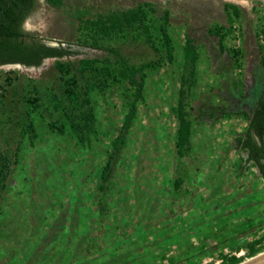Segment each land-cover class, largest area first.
<instances>
[{
    "label": "rangeland",
    "instance_id": "374dc122",
    "mask_svg": "<svg viewBox=\"0 0 264 264\" xmlns=\"http://www.w3.org/2000/svg\"><path fill=\"white\" fill-rule=\"evenodd\" d=\"M233 1L62 0L61 6H52L38 0L24 29L74 54L60 61L62 67L55 59L37 68L0 66V155L11 160L0 201L5 235L0 240L5 254L0 264L15 249L31 248V241L48 246L56 231L66 233L64 264H218L222 255L245 257V250L236 248L264 234V180L254 168L237 177L239 157L245 154L234 149L233 139L244 131L246 121L234 113H250L264 89V50L259 43L264 0H236L240 5ZM147 3L158 18L168 11L167 20L160 22L176 45L175 66L164 64L149 72L147 103L139 108L115 174L108 216L100 224L93 212L96 173L106 160L102 148L109 146L121 125L120 88L107 93V104L98 103L102 134L93 156L79 154L72 139H53L47 123L62 119L61 110L69 106L65 91L70 78L85 81L81 61L111 57L101 48L117 49L133 65L155 58L140 31L105 36L86 23ZM227 3L239 7L237 17L224 8ZM186 35L199 54L186 99L195 152L182 166L192 172L184 175L182 189L191 192L169 208L170 182L176 178L177 120L171 108L176 105ZM219 35H224L221 43ZM30 121L41 135L33 145L25 135ZM18 150L16 166L12 161ZM71 192H76L74 203L68 200ZM86 210L92 212L84 225ZM49 211L54 217L44 226L41 222ZM28 235L35 237L28 240ZM118 239L126 245L117 247ZM35 256L31 262L37 264Z\"/></svg>",
    "mask_w": 264,
    "mask_h": 264
},
{
    "label": "trees",
    "instance_id": "16d2710c",
    "mask_svg": "<svg viewBox=\"0 0 264 264\" xmlns=\"http://www.w3.org/2000/svg\"><path fill=\"white\" fill-rule=\"evenodd\" d=\"M45 2L52 6L62 5V0H45ZM37 5L38 0H0V66L19 64L24 67L37 68L45 60L55 59L57 66L62 67L60 61L74 54L69 48L47 45L40 36L24 29L26 20L33 15ZM224 8L230 9L234 17H237L240 13L239 7L235 4L227 3ZM155 13L156 9L153 5L147 3L122 10H113L100 15L95 20L86 22L90 25V28H95L105 36L112 33H123L125 30L140 31L139 33L143 34L147 41L151 43L156 56L152 60L133 65L117 49L101 48L108 52L111 57L81 61L80 69L86 73L85 81L81 83L75 76L70 78L71 84L65 91L70 103L69 106L66 107V110H61L62 119L47 123V129L53 139L66 138L67 142L72 139L79 154L93 156L98 152L97 142L102 134L100 132L102 126L98 117V103L107 104V93L114 88H120L119 98L122 102L121 125L109 146L102 148L106 160L96 173L98 183L93 195L95 210L93 212L100 224L108 216L109 200L114 196L115 174L124 150L128 146L130 132L138 120L139 108L145 107L147 103L149 72L157 71L164 64L175 66L176 45L168 34L165 23L160 22L162 18L165 21L167 20L168 11H163L161 18L156 17ZM218 38L221 43L224 40V35H219ZM92 47L98 48L95 43L92 44ZM198 66L199 54L197 48L189 35H186L185 46L182 49V60L179 65L181 74L179 88L176 92V105L171 108V112L177 120L173 138L176 178L170 182L169 208L191 192L182 189L185 182L184 175L192 173L183 170V167H185L184 162L186 159L191 158L195 152L193 144L194 130L191 121L188 119L186 99ZM75 110L79 111L78 115H75ZM234 115L243 118L247 122L245 130L233 139L234 149L240 155L245 154V157H239L236 166L237 177L250 168H254L257 176L264 180V89L262 96L250 113L241 111L235 112ZM25 135L32 145L33 139L35 140L41 136L32 121L27 122ZM18 153L19 150L14 153L15 159L12 161V164L16 166L20 161ZM9 158L0 155V201L4 200L3 189L8 178L9 162H11ZM193 180L190 179V182L193 183ZM64 189L67 190L66 187ZM75 198L76 192L69 193L68 200L70 203H74ZM91 212L92 210L84 212L82 224L88 221L87 214ZM51 215L53 218L54 214L49 211L41 224L47 226V221ZM3 216L4 208L1 206L0 240L5 236L2 235L3 233L1 234ZM39 233L42 234L41 231ZM57 235L58 238L47 244L48 246L41 245L37 241L32 243L31 248L25 245L24 251L15 249L5 264H36L31 262L33 254H36L37 264L66 263V248H64L66 233L63 235L58 233ZM113 236V234L108 235L107 238H113ZM133 238L138 239L137 234H134ZM116 245L120 247L126 244L123 240L118 239ZM236 250L238 252L245 250V257L222 255L218 264H239L245 259L263 252L264 234L242 247H237ZM3 256H5L4 251L0 248V262Z\"/></svg>",
    "mask_w": 264,
    "mask_h": 264
},
{
    "label": "water",
    "instance_id": "95a60500",
    "mask_svg": "<svg viewBox=\"0 0 264 264\" xmlns=\"http://www.w3.org/2000/svg\"><path fill=\"white\" fill-rule=\"evenodd\" d=\"M17 66H21L19 64H16ZM15 65V66H16ZM239 264H264V251L249 258V260H244L243 262Z\"/></svg>",
    "mask_w": 264,
    "mask_h": 264
},
{
    "label": "built area",
    "instance_id": "2783aa9c",
    "mask_svg": "<svg viewBox=\"0 0 264 264\" xmlns=\"http://www.w3.org/2000/svg\"><path fill=\"white\" fill-rule=\"evenodd\" d=\"M234 28H236V27H234ZM233 36H234L235 39L238 37L237 29H236V31H234ZM259 43H260V45L262 46V48L264 50V32L259 34Z\"/></svg>",
    "mask_w": 264,
    "mask_h": 264
},
{
    "label": "crops",
    "instance_id": "0c3cea01",
    "mask_svg": "<svg viewBox=\"0 0 264 264\" xmlns=\"http://www.w3.org/2000/svg\"><path fill=\"white\" fill-rule=\"evenodd\" d=\"M246 126H247V122H245V127H244V128H246ZM244 130H245V129H244ZM261 180H262V179H261ZM28 227L30 228L31 225L29 224ZM63 227H64V226H63ZM62 230H64V229H62ZM60 232L62 233L63 231H60ZM60 232H59V233H60ZM57 234H58V232L56 231V232H55V237H54V239H55V238H58V235H57ZM34 237H35V235H33V237H32L31 235H28V240H32ZM31 242L33 243V241H31Z\"/></svg>",
    "mask_w": 264,
    "mask_h": 264
},
{
    "label": "bare ground",
    "instance_id": "6f19581e",
    "mask_svg": "<svg viewBox=\"0 0 264 264\" xmlns=\"http://www.w3.org/2000/svg\"><path fill=\"white\" fill-rule=\"evenodd\" d=\"M233 2H234L235 4H238V5L242 4L241 2L236 1V0H234ZM247 260H249V259H247Z\"/></svg>",
    "mask_w": 264,
    "mask_h": 264
}]
</instances>
